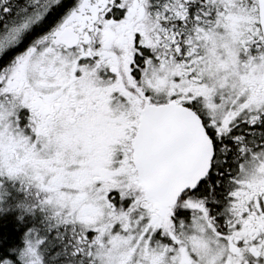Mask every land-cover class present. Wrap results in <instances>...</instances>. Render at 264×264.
<instances>
[{"label":"snow or ice","instance_id":"obj_1","mask_svg":"<svg viewBox=\"0 0 264 264\" xmlns=\"http://www.w3.org/2000/svg\"><path fill=\"white\" fill-rule=\"evenodd\" d=\"M0 264H264V0H0Z\"/></svg>","mask_w":264,"mask_h":264}]
</instances>
